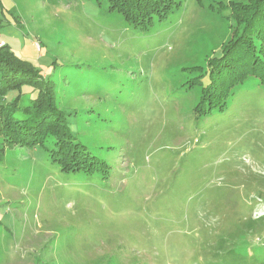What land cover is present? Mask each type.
I'll return each mask as SVG.
<instances>
[{"label": "rangeland", "instance_id": "374dc122", "mask_svg": "<svg viewBox=\"0 0 264 264\" xmlns=\"http://www.w3.org/2000/svg\"><path fill=\"white\" fill-rule=\"evenodd\" d=\"M249 1L176 0L141 30L108 0H0V46L53 82L69 134L110 168L66 173L0 130V264H264V84L198 117ZM16 96L36 92L0 104Z\"/></svg>", "mask_w": 264, "mask_h": 264}, {"label": "trees", "instance_id": "16d2710c", "mask_svg": "<svg viewBox=\"0 0 264 264\" xmlns=\"http://www.w3.org/2000/svg\"><path fill=\"white\" fill-rule=\"evenodd\" d=\"M108 2L109 9L122 12L133 28L148 30L152 22L169 17L176 0ZM233 5L231 16L235 17L241 12L247 14V26L224 47L221 59L216 61V58H212L208 62L212 69L207 70L204 76L208 83L204 86L198 117L209 115L213 106L220 107L222 112L225 101L246 78L254 77L264 84V59L260 56L264 48V0ZM233 11L235 14L232 15ZM243 33V39L239 41ZM255 40L260 46L255 45ZM24 86L33 88L36 97L25 107L20 106L19 96L8 105L0 104V130L14 138L21 148H46L52 161L66 173L97 174L105 179L110 172L109 166L90 157L69 134L64 115L55 102L53 82L33 69L27 60L15 56L3 44L0 46V97L12 91L19 93ZM2 151L0 148V155Z\"/></svg>", "mask_w": 264, "mask_h": 264}, {"label": "built area", "instance_id": "2783aa9c", "mask_svg": "<svg viewBox=\"0 0 264 264\" xmlns=\"http://www.w3.org/2000/svg\"><path fill=\"white\" fill-rule=\"evenodd\" d=\"M37 45V44H36ZM37 48H39V45H37Z\"/></svg>", "mask_w": 264, "mask_h": 264}]
</instances>
